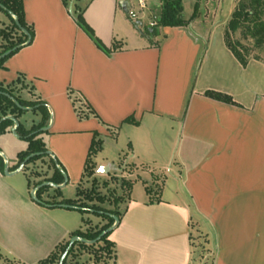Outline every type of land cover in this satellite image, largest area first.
<instances>
[{"label":"crops","instance_id":"obj_1","mask_svg":"<svg viewBox=\"0 0 264 264\" xmlns=\"http://www.w3.org/2000/svg\"><path fill=\"white\" fill-rule=\"evenodd\" d=\"M128 1L74 0L113 49L107 54L77 24L65 0H24L35 37L0 67V82L13 85L22 76L17 94L47 103L52 117L42 138L68 183L76 185L74 198L64 195L68 183L60 187L64 198H77L95 135L103 143L125 138L132 154L123 159L139 167L145 193L134 197L132 188L110 235L116 256L109 264H192L195 232L207 236L211 264H264V61L243 66L225 43L235 2L223 15V0H189L186 15L183 0L185 18L198 4L197 17L145 36L132 27ZM9 22L0 18V27ZM207 91L228 94L235 103ZM79 104L88 117H79ZM129 116L136 123L125 122ZM35 117L33 122L40 120ZM112 163L96 162L95 175L103 167L117 171ZM167 169L181 180L185 198L164 195L167 175L160 180L161 194L150 196L148 180ZM14 175L0 171V254L40 264L83 229L85 217L75 209L39 205Z\"/></svg>","mask_w":264,"mask_h":264},{"label":"trees","instance_id":"obj_2","mask_svg":"<svg viewBox=\"0 0 264 264\" xmlns=\"http://www.w3.org/2000/svg\"><path fill=\"white\" fill-rule=\"evenodd\" d=\"M158 1L161 4L160 15L157 18L155 24L153 26H150L147 33L144 35H157L160 27L184 26L195 18V12L189 20L185 18L183 0ZM0 4L6 8L3 9L0 6V10L6 13V15L10 19L8 28L0 27V39L2 38L8 41V45H6L4 49L0 50V56L11 50V52L5 57H0V67H3L9 57L14 55L21 48L30 45L33 42V39L35 37V30L33 25L27 22L24 0H0ZM65 4L68 5L67 0H65ZM197 7L198 4L195 7V11ZM8 11H11L13 15L9 14ZM84 11L85 8L76 7V10L72 12L75 21L101 50H103L107 54H110L113 49L108 48L100 40V38L97 37L94 29L85 20ZM136 24L139 27V24ZM21 28L25 29L29 33V35L23 32ZM239 33L242 35V38L238 37ZM224 38L227 47L233 52L235 57L241 62L243 66H247L252 59L261 60L258 55L253 54V48L250 45H247L245 41H249V39L254 40V46L256 48H260L264 45V0H239L225 26ZM19 82L23 83L22 76H19L17 82H15V84L13 85H4L0 82V135L14 128L15 123L11 118H9V116H13L19 121V125L16 127L17 134L20 136V138L26 140L28 143L27 148L17 154L18 162L13 166V168H10V170L13 171L17 167L21 166L26 158L34 154L27 161L26 166L23 170H25L29 164L43 158H49L51 167H53L51 175L44 181L39 182L36 187L44 182H50L58 185L63 184L65 181V177L62 173L64 167L60 164L57 158L47 153L49 151V148L42 138V134L49 132V130L42 131V128L49 126L52 117L49 107L47 103H45L41 99L26 100L19 94H17V83ZM73 93L74 92L70 90L73 101L77 104L79 98L74 97ZM7 94L14 97L18 103H16ZM206 95L228 103H235L233 98L225 93L207 91ZM20 105L25 108H31V111L35 115H40V120L37 122H33L30 127H27L20 118L29 110L22 108ZM85 105L89 108V113H91L95 117H98L97 113L95 112V110H93L89 103L86 102ZM77 110L80 118H86L89 116V113L85 112V110L81 109L80 107H78ZM125 122L136 123V120L132 116H129L125 119ZM102 146L103 140L97 138L95 135L87 156L85 171L83 175L84 178L92 177L96 174V163L93 162V156L98 152V150L103 148ZM4 170L5 159L2 155H0V171L4 173ZM123 184H125V186L129 188V196H131L133 181L124 180ZM48 188H52V186L47 185L37 191L36 196L38 200L36 202L39 205L45 207H58L60 204L79 206L83 208L79 209V211L83 213H93L107 220V222L98 229H78L71 234V238L74 236H80L85 240H95L99 236H101L103 232L107 231L115 224V219L111 216V214H115L119 218V221H121L122 216L126 211V208L123 212H121V210L119 209L105 208L104 206H102V203L106 201L105 197L97 193L95 194L93 190L92 192H86L84 194L81 190V186H79L77 189L76 199L64 198L60 187L54 188L55 195L52 196V199H45L43 193L47 191ZM147 191H150L149 186H147ZM82 197H84L85 200H81ZM119 202H121V198H115L116 206H118ZM84 222H87L88 224L89 220H85ZM111 233L112 232L106 233L98 242L94 244H89L84 241L76 242L70 249L67 258L64 261V264H72L69 262V258L75 253L77 247L80 249L89 250L99 261H101V257H103L105 253L109 256V258L112 256L113 259H115V243L110 239ZM71 238L65 243L59 245L55 249V251H53L46 259L42 260L40 264L54 263L55 261L60 262L62 255L70 244ZM99 243H103L105 246L99 247ZM1 257L2 255L0 254V258Z\"/></svg>","mask_w":264,"mask_h":264},{"label":"rangeland","instance_id":"obj_3","mask_svg":"<svg viewBox=\"0 0 264 264\" xmlns=\"http://www.w3.org/2000/svg\"><path fill=\"white\" fill-rule=\"evenodd\" d=\"M69 5V10H76V6L74 3V0H67ZM186 15L191 13V4L189 3V0H186ZM221 0L212 1L213 5H217ZM224 5L221 6L220 12L226 13L224 8L225 6H231L232 2H235L233 11L238 3L239 0H223ZM132 8L136 11L139 10V5L137 3V0H131ZM148 6L149 10L146 11L145 19L141 20H133L130 19V22L132 24V27L134 28L136 34H146L148 29L150 28L152 22H156L157 18L160 15L161 5L159 4L158 0H148ZM211 10H213L211 8ZM72 11V12H73ZM199 5L195 11V17L199 15ZM223 13V15H224ZM73 14V13H72ZM8 19V16L6 13L0 10V18ZM139 24V27L137 24ZM9 23H5V25L2 26V28H8ZM161 28V27H160ZM146 36V35H145ZM239 38H242V35L238 34ZM247 45H250L253 48V54L258 55L262 61H264V45L260 48H256L254 46V40L249 39V41H245ZM8 45V41L6 39H0V50L4 49L5 46ZM79 107L82 109V105L79 104ZM1 116V113H0ZM35 115L31 113H25L21 116V121L24 122L28 127H30V124L33 122L31 119H35ZM106 142L103 143V148L98 150L97 153L93 156V162L100 163L101 161L105 160L106 162H111L114 159V168H118V170H112V172H102L99 176H92V177H86L83 185L81 186V190L85 194L86 192H92V190L95 192V194H100L101 196L105 197L106 201L102 203V206L108 209H119L121 212L124 211V209L127 206V203L130 199V192L129 188L123 184L124 180H132L133 181V195L134 197H137L141 193H145V183L140 177H142L139 173V167H137L133 163H127L124 161L123 158L125 156L132 154V151L128 147L127 144H125V138L122 136L120 140L118 141L116 138L113 139L111 137H107ZM0 146L3 149V153L7 156V160L10 162V167L13 168L14 163L18 162L17 154L19 151L25 150L28 146V143L26 140L22 138H18L14 135V133H2L0 135ZM119 154L122 156L121 160L119 158ZM61 164V163H60ZM20 167V166H19ZM17 167L15 170L19 169ZM147 168H144L143 170H146ZM14 170V171H15ZM53 170V167H51V162L49 158H43L39 159L31 164H29L25 170L17 173L12 178H14L17 182L25 186L27 188L28 195L31 199L34 200L32 196V191L36 188V185L44 181L46 178H48L51 175V171ZM65 171V168H64ZM158 171V170H157ZM66 172V171H65ZM67 173V172H66ZM156 173V172H155ZM174 172L171 170H163L161 173L154 174L151 180H148V185L150 188V196L153 198H156L161 194V177L167 175V184L168 189L166 193H164L165 196L169 198H173V196L176 195V197L181 198L183 196L184 198L187 196L185 194V187H183L181 180H177L175 176L173 175ZM32 177H31V176ZM140 176V177H139ZM164 178V177H163ZM30 183V185H29ZM178 191V192H177ZM132 192V191H131ZM179 193V196L177 195ZM55 195L54 188H48L47 191L43 193V196L45 199H52V196ZM64 195L66 197H75L76 196V185L68 183V186L64 189ZM120 197L121 202H119L118 206L115 204V198ZM174 197L175 199H177ZM182 199V198H181ZM81 200H85L84 197H82ZM36 201V200H35ZM73 212H78L75 214H80V216H84L85 220H89L88 224L87 222L83 223V230H90L95 228H100L103 224L107 222L106 219L95 215L93 213H83L79 210H74ZM80 212V213H79ZM194 241V260L192 264H211L212 263V250L209 249L207 236L205 234L196 233L193 238ZM105 246L103 243H99L98 245ZM105 256V257H104ZM103 257H101V261L97 260L92 252L85 249L76 248L75 253L69 258V262L72 264H109V262L112 261L113 257L109 256L105 253ZM60 262L55 261L54 263H48V264H59ZM0 264H20L18 262H15L14 260L1 257L0 258Z\"/></svg>","mask_w":264,"mask_h":264},{"label":"water","instance_id":"obj_4","mask_svg":"<svg viewBox=\"0 0 264 264\" xmlns=\"http://www.w3.org/2000/svg\"><path fill=\"white\" fill-rule=\"evenodd\" d=\"M0 6H1L3 9H6V8H5L4 6H2L1 4H0ZM8 12H9V14L13 15V13H12L11 11H8ZM21 29H22L23 32H25L27 35H29V33H28L25 29H23V28H21ZM10 52H11V50L8 51V52H6V53H4V54H2L0 57H5V56H6L7 54H9ZM7 95H8L9 97H11L16 103H18L14 97H12V96L9 95V94H7ZM20 106H21V105H20ZM21 107L24 108V109L31 110V108H25V107H23V106H21ZM9 118H11V119L14 121V123H15V126H14V128L12 129L14 135L17 136V137H20V136L17 134V132H16V127L19 125V121H18V119L15 118V117H13V116H9ZM49 129H50V125L47 126V127L42 128V131H47V130H49ZM47 153L50 154V155H53V154L51 153V151H48ZM0 155H2V156L4 157V159H5V170H4V174L7 175V176H12V175H14V174H16V173L22 171V170L24 169V167L26 166L27 161H28V160H29L34 154H32L31 156H29L28 158H26L25 161H24V162L21 164V166L19 167V169H17L15 172H11V171H10V167H9V162H8V160H7V156H6L5 154H3L1 151H0ZM103 170H104V171H108L107 167H103ZM104 171H101V172H104ZM62 173H63V175H64V177H65V181H64L63 184L58 185V184H54V183H50V182H44V183L40 184L39 186H37V187L32 191V196H33L34 200H36V201L38 200V199H37V196H36V193H37V191H38L40 188H42V187H44V186L50 185V186H52L53 188L64 187V186L68 183V181H69V177H68L67 173H66L64 170H62ZM59 206L64 207V208L77 209V210H79V209H83L82 207H79V206L67 205V204H60ZM111 216L115 219V224H114L111 228H109L107 231L103 232V233L101 234V236H99L97 239H95V240H85V239L81 238L80 236H74V237H72L71 240H70V244H69L68 248L66 249V251L64 252V254L62 255L59 264H64V261H65V259L67 258L70 249L72 248V246H73L76 242H78V241H84V242L89 243V244H94V243L98 242V241H99V240H100V239H101L106 233H108V232H112V231H113V230L119 225V222H120V221H119V218H118L115 214H111Z\"/></svg>","mask_w":264,"mask_h":264},{"label":"built area","instance_id":"obj_5","mask_svg":"<svg viewBox=\"0 0 264 264\" xmlns=\"http://www.w3.org/2000/svg\"><path fill=\"white\" fill-rule=\"evenodd\" d=\"M137 3L139 5V10L136 11L132 8V3L128 1L127 7H128V15L133 20H141L146 15V11L149 8L148 6V0H137ZM155 22H152L151 25H154Z\"/></svg>","mask_w":264,"mask_h":264}]
</instances>
